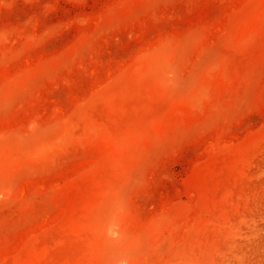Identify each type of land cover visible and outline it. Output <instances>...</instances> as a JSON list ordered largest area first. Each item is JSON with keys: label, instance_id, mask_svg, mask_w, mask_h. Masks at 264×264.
Returning <instances> with one entry per match:
<instances>
[{"label": "rangeland", "instance_id": "obj_1", "mask_svg": "<svg viewBox=\"0 0 264 264\" xmlns=\"http://www.w3.org/2000/svg\"><path fill=\"white\" fill-rule=\"evenodd\" d=\"M0 264H264V0H0Z\"/></svg>", "mask_w": 264, "mask_h": 264}]
</instances>
